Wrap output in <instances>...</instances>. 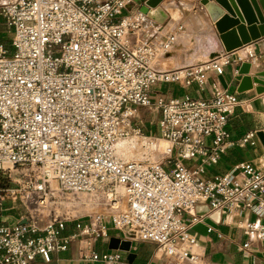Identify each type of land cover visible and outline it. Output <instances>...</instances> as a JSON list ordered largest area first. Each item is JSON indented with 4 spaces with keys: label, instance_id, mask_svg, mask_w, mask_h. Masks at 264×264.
Segmentation results:
<instances>
[{
    "label": "built area",
    "instance_id": "1",
    "mask_svg": "<svg viewBox=\"0 0 264 264\" xmlns=\"http://www.w3.org/2000/svg\"><path fill=\"white\" fill-rule=\"evenodd\" d=\"M135 4L0 0L14 48L10 57L0 49V172L23 168L19 187L0 188V215L7 200L27 210L15 225L0 226V264L49 261L77 242L84 243V260L126 264L118 252L95 250L110 229L156 244L176 264H204L191 232L200 203L222 214H255L241 229L264 240V173L243 163L214 179L203 176L231 138L228 124L241 105L239 95L218 87L206 99L154 91L202 88L212 75L222 76L252 56L224 51L191 67L159 70L156 61L172 51L176 36L142 39L147 25ZM138 107L159 112V132L168 144L159 160L120 154L124 142L159 150L135 123ZM255 137L247 134L242 144ZM193 159L200 164L188 166ZM53 184L65 192L98 194L103 211L77 221L71 234H64L74 222L69 218L40 222Z\"/></svg>",
    "mask_w": 264,
    "mask_h": 264
},
{
    "label": "crops",
    "instance_id": "2",
    "mask_svg": "<svg viewBox=\"0 0 264 264\" xmlns=\"http://www.w3.org/2000/svg\"><path fill=\"white\" fill-rule=\"evenodd\" d=\"M146 7L148 8L147 13ZM134 10H139L143 14L147 25L145 32L142 33V39L155 37V40L159 41L168 34L176 36L172 51L157 59L156 68L159 70L191 67L209 61L225 51L215 25L202 6L201 0H161L155 6L136 3ZM12 37L13 29L0 14V49L5 51L8 57L14 53ZM238 51L252 56L248 61L252 63L250 75L264 70V37ZM211 52H215L216 56L210 58ZM239 68L228 66L222 75L228 85L227 90L239 95L241 105L229 120L228 129L231 138L227 147L221 154L217 165L206 167L203 175L205 179H214L230 173L243 163H250L257 171L264 173V146L257 136V132L264 131V93L258 94L257 85L251 86V83L241 84L243 87L251 86V88L238 93ZM217 87L224 89L219 76L212 75L202 88L196 85L186 90H179L174 86L167 88L177 91L179 96L206 99ZM251 132H256L253 142L243 145V139ZM200 162L201 159H193L187 161L186 164L196 167ZM10 204L11 202H4L0 215V226L15 225L24 217L22 214L11 211L15 207H9ZM195 215L199 221L193 226L191 232L197 240L198 249L205 253L204 264H264V240L251 239L241 229L242 223L256 220L255 214L251 212L222 214L211 211L208 205L200 203L195 209ZM69 216L65 218L74 222L68 223L64 234L76 232L77 221H86L85 216L83 218L73 214ZM112 238L128 242L129 251L111 250ZM83 248V242L73 243L67 251L54 253L49 261L37 258L31 264H105L103 261L84 260L82 258ZM95 250L100 254L118 252L126 264H176V260L165 257L156 244L142 242L137 236L133 237L130 232L113 229L109 230L108 238L95 244Z\"/></svg>",
    "mask_w": 264,
    "mask_h": 264
},
{
    "label": "water",
    "instance_id": "3",
    "mask_svg": "<svg viewBox=\"0 0 264 264\" xmlns=\"http://www.w3.org/2000/svg\"><path fill=\"white\" fill-rule=\"evenodd\" d=\"M136 3H147L155 6L158 2L150 3V0H134ZM210 20L215 25L219 38L226 52L239 50L252 42L264 37V0H201ZM252 63H244L240 66L237 75L239 81L238 93L257 85L256 92L264 93V70L250 75ZM248 78L250 87H243L242 81ZM219 80L225 90L228 89L223 76ZM257 136L264 146V131L257 132ZM130 244L119 239L112 238L110 249L129 251Z\"/></svg>",
    "mask_w": 264,
    "mask_h": 264
},
{
    "label": "rangeland",
    "instance_id": "4",
    "mask_svg": "<svg viewBox=\"0 0 264 264\" xmlns=\"http://www.w3.org/2000/svg\"><path fill=\"white\" fill-rule=\"evenodd\" d=\"M216 56L215 52L210 53V58ZM155 95L157 92H161L167 95H171L174 97H178L179 94L175 90H170L167 87L163 88H155ZM136 118L135 123L142 129L145 135L152 138V144L156 145L159 149L158 152H151L150 149L145 147L135 148L133 149L130 143H122L121 146L130 147L132 150L129 158H124L128 160H145V159H153L159 160L162 157V153L165 151L167 147V142H165L160 135L158 121H159V112L153 108H145L138 107L136 108ZM151 145V147L153 146ZM121 154V152H120ZM122 156V154H121ZM164 162V161H163ZM9 172L7 176H4L3 173L0 172V188L6 186L9 188H17L19 187L18 182L22 181V167H11L8 166ZM10 177V178H9ZM98 194L91 193H70L59 190L57 184H53L51 187V196L48 207L42 211L43 215H41L38 220L43 223L48 222L52 216H60V217H70L69 215L73 214L75 216L87 217L90 214L98 213L101 209H103V203L99 199ZM8 201V200H7ZM10 202V201H8ZM9 207H15L11 211L17 212L18 214H22V216L26 215V209L22 205L20 201L16 203H11ZM20 216V215H19ZM87 218H85L86 220ZM131 233V232H130ZM133 237L134 233H131Z\"/></svg>",
    "mask_w": 264,
    "mask_h": 264
},
{
    "label": "bare ground",
    "instance_id": "5",
    "mask_svg": "<svg viewBox=\"0 0 264 264\" xmlns=\"http://www.w3.org/2000/svg\"><path fill=\"white\" fill-rule=\"evenodd\" d=\"M158 1H160V0H150V3H153V2H158ZM146 10V13H147V7L145 8ZM251 82H250V80L248 79V78H246V79H244L243 81H242V84H250ZM125 143V142H124ZM119 147V146H118ZM130 148V147H129ZM128 147H126V146H121L120 148H119V151L121 152V154H122V157H124V158H129L130 157V155H128V154H131L132 153V150H130Z\"/></svg>",
    "mask_w": 264,
    "mask_h": 264
}]
</instances>
